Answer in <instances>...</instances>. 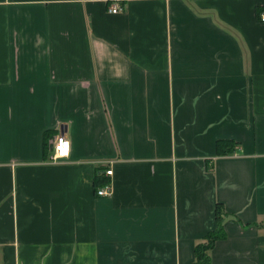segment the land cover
Masks as SVG:
<instances>
[{
  "label": "crops",
  "instance_id": "1",
  "mask_svg": "<svg viewBox=\"0 0 264 264\" xmlns=\"http://www.w3.org/2000/svg\"><path fill=\"white\" fill-rule=\"evenodd\" d=\"M262 13L0 0V264H190L217 206L210 264H264Z\"/></svg>",
  "mask_w": 264,
  "mask_h": 264
},
{
  "label": "trees",
  "instance_id": "2",
  "mask_svg": "<svg viewBox=\"0 0 264 264\" xmlns=\"http://www.w3.org/2000/svg\"><path fill=\"white\" fill-rule=\"evenodd\" d=\"M231 141L229 140H218L216 143V152L217 154H226L231 151L232 146L230 145ZM106 181V180H105ZM103 179H100L97 183L105 182ZM223 211L220 206L216 208V222L217 226L214 230L208 232L203 241L199 242L195 246V258L190 264H210V255L209 251L213 243L224 236V230L222 226Z\"/></svg>",
  "mask_w": 264,
  "mask_h": 264
},
{
  "label": "built area",
  "instance_id": "3",
  "mask_svg": "<svg viewBox=\"0 0 264 264\" xmlns=\"http://www.w3.org/2000/svg\"><path fill=\"white\" fill-rule=\"evenodd\" d=\"M119 10L120 8L117 5H113L109 9V11L112 13H115ZM260 20L264 22V13L260 15ZM65 146H66V153H65ZM69 152H70L69 140L63 134L57 135L54 141V145H53L51 161L53 162L60 161L68 157ZM112 173L113 171L111 167L107 165V167L103 171L104 177L106 178V182L96 189L97 196H109L112 194V183H111V180L109 179L112 176Z\"/></svg>",
  "mask_w": 264,
  "mask_h": 264
},
{
  "label": "snow or ice",
  "instance_id": "4",
  "mask_svg": "<svg viewBox=\"0 0 264 264\" xmlns=\"http://www.w3.org/2000/svg\"><path fill=\"white\" fill-rule=\"evenodd\" d=\"M65 153H66V146H65Z\"/></svg>",
  "mask_w": 264,
  "mask_h": 264
}]
</instances>
